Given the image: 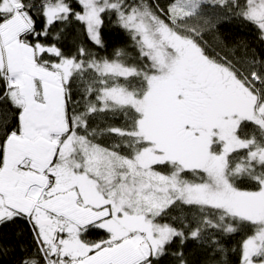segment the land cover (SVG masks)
Masks as SVG:
<instances>
[{"label": "snow or ice", "instance_id": "snow-or-ice-1", "mask_svg": "<svg viewBox=\"0 0 264 264\" xmlns=\"http://www.w3.org/2000/svg\"><path fill=\"white\" fill-rule=\"evenodd\" d=\"M108 13L137 58L41 40L75 17L103 48ZM229 14L264 40V0H0V225L23 220L35 244L17 264H161L177 241L189 264L187 242L215 258L220 233L241 235L237 264H264V67L203 42ZM108 112L126 117L110 147L89 128Z\"/></svg>", "mask_w": 264, "mask_h": 264}, {"label": "trees", "instance_id": "trees-1", "mask_svg": "<svg viewBox=\"0 0 264 264\" xmlns=\"http://www.w3.org/2000/svg\"><path fill=\"white\" fill-rule=\"evenodd\" d=\"M35 2L39 3L40 0H35ZM131 2L133 0H129V3ZM143 2L153 6L159 3L166 7L168 0H143ZM217 10L219 11L217 13L220 14L227 11V9L219 8ZM33 15L36 17L37 31L42 30L43 19L36 13ZM221 19L222 23L218 29L206 32L203 36L208 53L213 56L225 57L242 69H250L253 61L256 62L257 70L264 67V40L260 38L256 28L231 14L222 15ZM102 38L105 46L103 48L95 46L88 38L85 25L72 17L67 21L56 22L51 27L49 35L41 37V40L56 43L65 55L69 56L77 55L79 48L84 47L91 54L100 58H114L117 49H122L129 60L137 58L138 49L135 42L130 34L119 26L113 13L104 16ZM74 100L80 101V96L75 92ZM82 103L81 101V105ZM125 121L126 117L123 114L100 113L91 117L89 128L97 131L95 142L110 147L118 141V137L114 134L109 135L103 130L109 127H122ZM176 214L175 211L170 213V215ZM102 235L103 233L92 232L87 238L98 240ZM240 239L241 235L218 234L217 240L223 251L215 258H213V253L208 252L196 241H188L183 251L189 264H237L235 249ZM178 244L179 241L171 245L169 254L162 258L161 264H176L171 253ZM32 252H35V244L29 225L20 219L0 225V264H17L21 256Z\"/></svg>", "mask_w": 264, "mask_h": 264}, {"label": "rangeland", "instance_id": "rangeland-1", "mask_svg": "<svg viewBox=\"0 0 264 264\" xmlns=\"http://www.w3.org/2000/svg\"><path fill=\"white\" fill-rule=\"evenodd\" d=\"M216 12H219L217 9L215 10ZM217 14H220V13H217Z\"/></svg>", "mask_w": 264, "mask_h": 264}]
</instances>
